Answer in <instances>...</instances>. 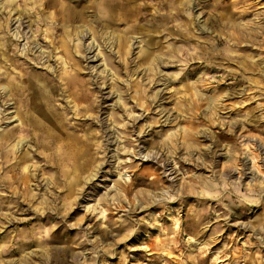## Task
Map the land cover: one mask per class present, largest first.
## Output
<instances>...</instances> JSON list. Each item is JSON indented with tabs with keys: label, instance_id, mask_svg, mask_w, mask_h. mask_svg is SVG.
I'll use <instances>...</instances> for the list:
<instances>
[{
	"label": "rangeland",
	"instance_id": "1",
	"mask_svg": "<svg viewBox=\"0 0 264 264\" xmlns=\"http://www.w3.org/2000/svg\"><path fill=\"white\" fill-rule=\"evenodd\" d=\"M0 264H264V0H0Z\"/></svg>",
	"mask_w": 264,
	"mask_h": 264
},
{
	"label": "bare ground",
	"instance_id": "2",
	"mask_svg": "<svg viewBox=\"0 0 264 264\" xmlns=\"http://www.w3.org/2000/svg\"><path fill=\"white\" fill-rule=\"evenodd\" d=\"M48 3V2H47ZM62 5V4H61ZM109 5H111V3H107V1H105V7L104 8H107ZM167 6V5H166ZM104 8H101L102 10H104ZM61 10V9H60ZM99 12L102 14V16L104 15V13H103V11L101 12L100 10H99ZM70 21V20H69ZM68 21V22H69ZM69 25V24H68ZM245 34V33H244ZM233 35V34H232ZM238 38V37H237ZM65 74V73H64ZM65 75H68V74H65ZM19 79V78H18ZM28 85V84H27ZM30 87V86H29ZM9 88V87H8ZM4 89V88H3ZM28 90V89H27ZM28 94V93H27ZM16 95V94H15ZM21 95V94H20ZM34 95V97H36V95L35 94H33ZM23 97V96H22ZM27 99V98H26ZM54 99V98H53ZM28 100V99H27ZM26 100V101H27ZM51 104V103H50ZM28 105V104H27ZM49 105V104H48ZM52 110V109H51ZM52 112V111H51ZM34 130V129H33ZM41 131V130H40ZM46 131V130H45ZM49 131V130H48ZM48 133V132H47ZM46 134V133H45ZM196 256V255H195Z\"/></svg>",
	"mask_w": 264,
	"mask_h": 264
},
{
	"label": "crops",
	"instance_id": "3",
	"mask_svg": "<svg viewBox=\"0 0 264 264\" xmlns=\"http://www.w3.org/2000/svg\"><path fill=\"white\" fill-rule=\"evenodd\" d=\"M104 12V11H103Z\"/></svg>",
	"mask_w": 264,
	"mask_h": 264
}]
</instances>
